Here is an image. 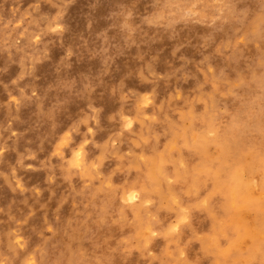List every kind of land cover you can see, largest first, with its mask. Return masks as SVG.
<instances>
[{
	"label": "bare ground",
	"instance_id": "bare-ground-1",
	"mask_svg": "<svg viewBox=\"0 0 264 264\" xmlns=\"http://www.w3.org/2000/svg\"><path fill=\"white\" fill-rule=\"evenodd\" d=\"M106 1L0 0V60H18L22 63V66L27 63L33 64L31 69L36 72L38 70L37 62L45 54H49V51L51 53L54 50L56 51L54 47H57L59 50L67 52L68 56L75 55L77 59L86 52L92 53L93 57H96L97 53H99L105 64H108L109 60L112 59L109 64L113 65L115 60L111 58V45L101 47L98 43L96 45L93 43L99 25L95 16L100 6H102H99V3ZM176 1L179 4V10L177 12H170L167 14L168 17L165 16L167 19L165 23L166 30H171L178 18H187L188 15L194 16L198 21L203 22L208 8L217 7L219 10V25L207 36L202 37L203 40L201 41L205 47L204 51L209 52V54L201 57L199 67L208 73L205 75V79L209 76L210 81H202L204 77L202 79L201 77H196L197 75L193 71L192 64L194 61L192 58L195 55H202L204 51L199 48L201 46L187 42L184 46L174 47L172 56L177 60V66L173 71H167L164 74L168 78L167 80L171 81L175 86L178 103H174L172 98L166 95L167 92L165 95H162L160 91L155 90L157 93L156 107H153V115L155 116L153 119L155 120L153 122L149 120L150 123H142V121L140 132L138 133L136 128L137 132L136 130L133 131L137 134L131 133L136 136L138 135V137L140 136L142 140L144 139V145L147 144L145 147L140 140L145 148H140L141 150L137 149L138 153L139 151L142 152L141 156H146V163L142 164L141 167L139 166V169H135V161H133L135 158L129 159L128 165L130 169L127 173L123 174L122 178L117 179L118 181L120 180L119 184L114 180L116 176H114L115 178L111 176L106 186H95L94 175L96 171L93 159L86 154V148L84 149L82 146L83 139L79 135L78 130H75L74 127L68 133L61 135L62 122L73 117L75 96L72 89L75 85L73 84L72 76L73 71H80L82 69L81 64L71 68L68 64L69 59L61 63L54 70L53 77H50L45 91L40 90V98L38 99L28 97L26 87L21 85L22 82L20 80L16 81L18 91L16 93L14 108L11 112L13 116L9 128L12 131H17L19 126H24L25 131L10 140L8 144L6 142L4 144L17 154L19 159L23 155L33 153L34 151L48 150L47 152L51 151L57 154L58 158H56V162H50L52 173L56 172L57 168L65 170L68 173L67 180L71 182L74 178L73 174L76 173L86 183V186L83 189L80 188L78 191L75 189L69 194L68 197L75 202L74 209H72L74 214L65 223L58 225V229H56L47 244L31 248L34 245L31 239L27 250L30 248L32 250H15L10 241L11 235L1 232L0 262L3 259L8 260L10 264H47L48 262L53 264H84V260H77L76 258L77 253L82 250L86 255L94 257L100 264H116L110 253L112 243L115 242L116 237L111 228V223L114 221L110 220V217L112 219L114 217L110 215H116L118 210L121 212L118 214L126 213L127 215V212H125L127 208L122 206V202H127L129 198L135 200L137 197L142 198L144 202L148 200L155 201V206L145 209L140 205H135L130 210H127L131 212L132 215H129V217L134 218L137 221V225L132 230H128L126 228L129 224V222L127 223V219V225L122 228L124 232L126 229V243L129 246L133 241H137L138 248L144 250L151 248L155 250L156 247L155 251H157V242L154 240L155 244H153V241L145 237V233L157 232L164 238L167 236L170 230L167 218L172 215L174 216V214L176 215V213L178 214L174 207L176 213L174 212L173 214L168 207L172 202H177L176 199H181L178 198V191L171 187V185L168 186L166 184L168 178L170 179V177L175 176L180 180V183L184 182L190 191V195L186 194L188 197L185 198V201L179 207L180 211H182L180 212V216L185 217V219L189 218L192 222L190 229L195 235H202L204 239L203 241L200 239L203 245H198L202 248V250L200 249L201 253H194L193 250L192 253L190 251V248H192L190 246V239L183 234L180 236L181 233L179 234L178 231L179 238L176 235L175 237L170 235L172 240L177 238L172 244L174 250L171 260H178L174 264H202L200 258L203 256H207L208 259L209 257L211 258V261H209L211 263L208 264H264V151L262 150V152L261 149H257V154L261 156L260 161L257 163L253 158L254 153L248 161L245 159L250 154L249 147L235 149V144L241 137L240 133L243 130V124L247 125L243 132L253 133V126H259L252 116L257 118L264 111V72L260 69V62H255V64L248 67V76H253L252 82L254 85L252 83L251 86L246 79L240 84H238L239 82L231 81L226 71H219L216 67L215 60L217 55L213 48L219 35H230L233 33L235 28L230 27L231 25L228 21L230 16L233 15L232 12L235 9L237 10L235 5H230L226 0L224 2H218V0ZM21 3L35 6L36 9L23 12L18 8V5ZM64 8L67 11H64ZM27 16H30V18L27 19ZM156 18L158 20L159 16H156ZM82 19L86 21V24L79 35L76 49L74 50L72 49V45L74 44L73 34L77 31V26ZM19 20H23L24 25L11 30L10 24L17 23ZM245 20L248 21L250 19L244 18L243 23ZM254 20L252 23L256 27L258 20ZM55 27H60L62 32L55 42L48 41V33ZM240 30H243V28ZM261 30L259 24L254 32L251 35H247V39H244V47L236 48L232 52L234 59L232 60L233 68L234 62L237 59L235 52L243 53L247 51L251 43L254 44L255 49L259 53L263 52L262 42L264 34ZM15 36L20 37L23 41L21 47H17L14 44ZM35 36L43 38L41 44L37 46H34L31 42ZM125 43L128 46H136L140 50L138 58L141 63L138 67H134L131 70L135 77L142 78L146 74L158 72V63L161 61L159 55L149 59L144 48L139 46L138 40L133 37H128ZM230 43H232V40ZM227 49L231 50L232 44L231 48L229 46ZM257 56H260V54L257 53ZM1 64L0 61V66ZM99 85H102V82ZM121 85L119 89L115 90L114 93L116 95L120 94V91L124 92V83H121ZM189 89H191L190 93H188ZM134 94L140 93L137 91ZM116 98L118 97L116 96ZM90 101L91 106L99 105L96 98H91ZM141 101L148 103L149 98L147 99L142 96ZM124 105L128 106L129 104L125 103ZM126 106H123L122 109L127 111L129 106L127 109ZM221 106H224L226 112L216 118L215 113L219 111ZM23 109L27 112L24 118L20 116ZM95 111L93 141H96L94 145L99 149L103 146L102 138L104 135L106 136L110 128V122L107 120L104 108H99ZM176 111L179 114L183 111H188L187 117L190 118V124L185 127L183 120H175L177 117L172 118L166 124L167 132L164 125L163 129L166 133H163V130H159L163 134L157 133L154 127L156 121L161 116L164 117L163 120L168 117L170 118L171 113H176ZM144 114L143 111H139L137 117L143 118ZM174 116L172 115V117ZM241 116H245L244 121L241 120ZM204 121L206 123L202 125ZM257 121L259 122L258 118ZM2 122L3 117L0 115V143L5 140L6 131H8V128ZM215 122L220 125L215 124ZM132 123L135 124L136 121L135 123L132 121ZM114 126L118 125L115 124ZM157 126L156 128H159ZM113 129L115 128L113 127ZM212 132L216 134L215 138L212 137L213 139L210 138V133ZM57 138L59 144L64 149H70L72 146L78 145L79 149L76 152L73 153V150L70 149L72 157L67 162H64L62 156H60L61 147L55 142ZM125 139H127L126 147L131 145V140H135L136 143L135 138L127 136ZM209 145L216 146L217 153L215 155L208 154L207 148H209ZM137 146L139 147V145ZM189 147L193 151L192 157H189L185 153V150ZM146 149H148L149 155L146 153ZM118 152L120 151L118 150L116 153ZM115 155L117 156L118 154ZM172 160L174 161L172 165L177 163L176 166H178L179 163L183 168L171 169L168 164ZM120 163L122 164V162ZM100 172H104L103 169ZM119 173L121 174L122 172L119 170ZM15 175L13 174V176ZM53 179L50 178L49 180L52 184L55 182ZM72 187L75 188L73 185ZM7 189L5 177L2 176L0 179V224L4 223L6 217L14 216L16 211L20 209V206H27L31 210V214L24 221L25 225L29 224L32 219H35L39 223L40 217L44 221H47L48 215L55 209L52 203L57 196L55 191L49 194L51 205L44 204L43 198L45 197V193L41 192L36 201H32L28 199L29 195L25 190L21 194L20 202L13 200L10 204L3 205V201L6 199L3 193ZM162 189L163 191L161 192ZM145 190H148L149 193H154L155 191L156 195L152 198L149 194H146L148 191L145 192ZM133 195L135 198H132ZM139 201L141 202V200ZM63 206L64 204L58 205L60 212H62ZM150 216H156L158 223L152 222ZM119 220L121 219L119 218ZM121 222H124V220ZM134 224H132V227ZM38 225L40 224H37L35 230L39 229ZM116 225H119V222ZM112 227L116 230L114 226ZM116 227L119 228V226ZM118 230L117 232H120ZM203 230L205 233H203ZM61 233L64 234L62 237L59 236ZM161 240L163 238H160ZM164 240L167 241L166 239ZM168 247L172 246L166 245V249H164H170ZM132 248L134 249V247L130 246L128 250ZM188 250L192 254H189ZM164 253H160L158 260L160 258L164 260L162 258L164 257ZM177 253L187 254V257L179 260ZM162 260H159V263Z\"/></svg>",
	"mask_w": 264,
	"mask_h": 264
},
{
	"label": "rangeland",
	"instance_id": "rangeland-1",
	"mask_svg": "<svg viewBox=\"0 0 264 264\" xmlns=\"http://www.w3.org/2000/svg\"><path fill=\"white\" fill-rule=\"evenodd\" d=\"M226 1L230 5H235L237 7V10L235 9L234 12H232L233 15L230 16L228 21V23L231 25L230 27L235 29L230 35H219L217 37V41L215 42V46L213 48L217 55L215 64L219 71L224 70L229 74V79L231 81L239 82L238 84H240L243 80L246 79L252 86L253 76H248V67L252 64H255V62H260V69L262 72H264V39L262 42V53H259L255 49L253 43H251V46L250 48H248L247 51H244L243 53L235 52L237 59L234 62V68L232 61L234 60L232 52L235 51L236 48L239 49L244 47V39H247V35H251L259 24L262 29L261 31L264 34V0ZM218 2H224V0H218ZM99 6L100 8L98 10L97 15L95 16L99 25L93 43L95 45L98 43V45H100L101 47H105V45H111V58L115 60L114 63L112 61L113 65L109 64L112 59L109 60V65L105 64L102 61V56L99 55V53H97L96 57H93L92 53L86 52L80 58L77 59L75 55L68 56L67 52L61 51L57 47H54L56 51L54 50L52 53L49 51V54H45L42 59L37 62L36 65H38V70L36 72L31 69L33 67V64L27 63L26 65L24 64V66H22V63H20L18 60H0L2 63L0 66V115L3 117V125L8 128V131H6L5 140L0 143V179L2 178V176L5 177L8 188L6 192L3 193L6 197V199L4 200L6 202L4 203L3 201V205H8L13 200L20 202L23 190H25V192H28V199H31L32 201H36L38 195L41 192L45 193L43 202L44 204L48 205H51L49 194L52 193V191H55L57 195L55 201H52L53 207L55 209L50 212L46 219L47 221H44V219L40 217L39 223H37L35 219H32L30 220L29 224L25 225L24 221L31 214V210L27 206H20V209L16 211V214H14V216L6 217L4 219V223L0 224V234L1 232H5L11 235L10 241L15 250L17 249L20 251H26L31 239L33 240L34 244L31 248L47 244L48 240L51 238V236H53L56 229H58V225L65 223L66 220L74 214V211L72 209H74L75 202L73 199L68 197L69 194L75 189L78 191L80 190V188L83 189L86 186V183L83 182L79 175L76 173L73 174L74 178L72 179V182L67 180L68 173L65 170H60L57 168L56 172L52 173L50 162H56V158H58L57 154L51 151L47 152L48 150L34 151L33 153L23 155L22 158L19 159L17 157L18 155L15 154L11 149L8 148V146L4 144V142L8 144L10 140L16 138L21 132L25 131L24 126H19L17 131H12V129L9 128L13 116L11 112L13 111L15 98L17 95L16 93L18 91L16 81L20 80L22 82L21 85L26 87L28 97L32 99H38L40 98V90L45 91L50 77H53L52 75L54 74V70H56V68L61 63H64V61L69 59L68 64L71 68L77 67L78 64H81L82 69L80 71H73L72 76V81L75 85V87L72 89L73 95L75 96L73 117L72 119H66L64 122H62L61 135L68 133L74 127L75 130H78L79 135L83 139L82 146L84 147V149L86 148V154L91 157V159H93V165L96 171V174L94 175L95 186H106L111 176H116V178L114 177V180H116V183L119 184L120 180L118 181L117 179L122 178L123 174L128 172V170L130 169L128 162L131 159L135 158L133 159V161H135V169H139V166L141 167L142 164L144 165V163H146V156H141L142 152L139 151V154L137 149H144L147 144L144 145V139L142 140L140 136L138 137V135L136 136L135 134L131 133H136L137 130L138 133L140 132V125L142 121V123H150L155 120L153 119L155 118V116L153 115V107H156L155 104L157 99V93L155 92V90L158 92L160 91L162 95H165V93L167 92L166 95L172 98V101L174 103H178V96L175 92V86L171 83V81L167 80L168 78L164 74L167 71H173L177 66V60L174 58V56H172L174 47L184 46L187 44V42H191L193 44L201 46L199 48L204 51L205 47L203 45V42H201L203 40L202 37H205L209 33H211L220 23L218 8L210 7L206 10L207 14L203 22L198 21L194 16L187 15V18H178L171 30H166L165 23L167 19L165 18V16H167V14H169L170 12H177L179 10V4L176 0H107L104 3H99ZM18 8L23 12H29L31 10L36 9L35 6L26 5L25 3L19 4ZM64 11H67V9L65 10L64 8ZM156 16H159L158 20ZM162 17L164 18L160 19ZM246 17L247 19H250L248 20L250 22L245 20V22L243 23V20ZM26 18L29 19L30 16H27ZM254 19L258 20L256 23V27L255 24L252 23ZM85 24L86 21L82 19V21L77 26V31L73 34L74 44L72 45V49L74 50L76 49L79 35L82 32V29ZM23 25L24 21L19 20L17 23H11L9 27L11 30H15L17 28L22 27ZM241 28H243V30H240ZM61 32L62 29L60 27L52 28L48 33L49 39L47 40L55 42L60 36ZM128 37H133L138 40V45L144 48L149 59L155 57L156 55L160 56L161 61L158 63L157 73H149L148 75L146 74L142 76V78L135 77L133 75L131 70H133L134 67H138L141 63L138 58L140 50L136 46H128L127 43H125V40L128 39ZM42 40L43 38L41 36H35L34 38H32L31 42L34 46H37L41 44ZM194 40L196 41L193 42ZM231 40L232 43H230ZM227 43L230 48L232 44L233 50L227 49L229 48ZM14 44L17 47H21L23 45V41L20 39V37L15 36ZM257 53L260 54V56H257ZM207 54H209V52L204 51L202 55H195L192 58L194 61L192 64L193 71L197 75L196 77H201V79L202 77H204L202 79V81L204 82H208V80L210 81V79L209 76L207 79H205V75L208 73L201 70V67L199 66L201 57ZM100 82H102V85H99ZM121 83H124L125 90L124 92L120 91V94L116 95L114 92L115 90L119 89L120 86H122ZM137 91H139L140 94H134L137 93ZM190 92L191 89L188 90V93ZM116 96L118 98H116ZM142 96L146 97L147 99L149 98L148 103H143L141 101ZM91 98H96L97 103H99V105L101 106H91ZM125 103L129 104V107L124 105ZM123 106H126V109L128 107L127 111L122 109ZM99 108H104L107 120L110 122L109 129L111 130L113 129V127L115 129L111 131L108 129L106 136L104 135L102 138L103 146L98 149L94 145L96 144V141H93V137L94 113L96 112L95 110ZM139 111H143L145 113L142 116L143 118L139 116L137 117ZM224 112H226V110L224 106H221L219 111L215 113V117H219L220 115L224 114ZM26 115L27 112L25 109H23L20 116L24 118ZM172 115L174 117H172ZM187 116L188 111H183L180 114L177 111L176 113L172 112L171 117L167 118L168 120H163L164 117L161 116L160 119L158 118L159 120H157L155 123V131L157 133L159 132V134H163L167 129L166 124L168 123L169 119L172 120V118L176 117L177 118L175 120H183L184 126L186 127L191 122L190 118H188ZM244 118L245 116H241L242 121H244ZM252 118L256 120V123L259 126H253V133L243 132L247 127L246 124H243V130L240 133L241 137L235 144V149L249 147L248 149L250 154H248L245 159L248 161L250 156L254 153V161L258 163L260 161L261 156L257 154V149H261V151H264V129H262L264 128V111L262 112L261 116L257 117L259 119V122L257 121L256 117L252 116ZM132 121L134 123L136 121V123L133 124ZM204 123L206 122H202V125ZM115 124L118 126H114ZM215 124L220 125L216 122ZM157 125L159 126V128H156ZM164 125L165 130L163 129ZM133 130H136V132H134ZM159 130H163V133ZM210 134L209 136L211 139L216 137V134L214 132ZM127 136L129 138L132 137L136 139V143L134 139V141L131 140V145L129 144L131 147L128 146L129 148L125 146L127 140L125 138H127ZM143 136L145 137L144 134ZM140 140L141 142H143V145L145 147H143ZM55 142H57V144L61 147L58 138L55 140ZM255 142L257 143L256 145ZM137 145H139V147ZM123 147H125V149H123ZM208 147L209 148H207V151L209 155H215L217 153L216 146L209 145ZM120 148H122L123 150H120ZM70 149H72L74 153L79 148L78 145H74ZM70 149H64V147L60 148V156H62L64 162L69 161L72 157V152H70ZM118 150L120 152L116 153ZM146 150V153L148 154L149 151L148 149ZM185 153H187L189 157L193 156V151L190 147L185 150ZM115 154L118 155L116 156ZM120 162H122V164ZM172 162L174 163V161L172 160L168 164L171 169L183 168V166L179 163L178 166H176L177 163L172 165ZM99 169L100 171L103 169L104 172L101 173ZM119 170L120 172H122L121 174L119 173ZM116 172L118 177L116 175ZM13 174L16 175L13 176ZM50 178H54L53 180H55V182L53 184L50 183ZM173 178L176 180H174ZM20 181L21 183H19ZM174 181L177 183H175ZM181 183L180 180L175 176L170 177V179L168 178V180L166 181V184L168 186L171 185V187L175 188L178 191V198H181L176 199L177 202H172L168 207L172 214L175 212V209L176 212H178V214L175 212L176 215H172V218H167V224L168 226H170V230L167 234L168 237L166 236L167 238H164L160 236L157 232L145 233V237L153 241V244H155L154 240L157 242V251H155L156 247L155 250H152L151 248L146 250L140 249L137 246V241H133V243H130V245L128 246V244L126 243L127 241L125 240V237H127L125 235L126 229L125 232L122 229L127 225L128 222L130 224V226H128V224L126 227L128 228V230H132L135 225H137V221L134 218H131V216L129 217V215L132 214L130 211L127 210H130V208L135 205H140L142 208L145 209L152 208L155 206V201L148 200L144 202L142 198L137 197L138 199L135 198V200L129 198L127 202H122V206L127 208L125 211L127 212V215L126 213H123L124 215L121 214V217V215L118 214L121 213L120 210H118L116 214L117 216H120L117 217L115 214L110 215H113L112 217H114V219L110 217V220L114 221L113 223H111V228L117 237L116 238L114 234L115 242L112 243L110 253L112 254L111 257L115 260L116 264H163V262H165L164 264H174L178 260H171L174 250L172 244L182 234L191 240L190 246H192V248H190V251L192 252L193 250L194 253H201L202 248L200 246L203 245V236L195 235V233L190 229L192 223L191 220L189 218L185 219V217L180 216V212L182 211H180L179 207L185 201V198L190 195V191L188 190L189 188L187 187V185L184 182ZM72 185L75 188H73ZM158 190L160 191L159 188ZM146 191L148 190H145V192ZM162 191L163 189L161 190V192ZM154 193H149L148 191V193L146 194H149L150 197L154 198L156 192L154 191ZM139 200H141L142 203ZM151 202L153 203V205ZM60 204H64L62 212H60V210L58 209V205ZM119 218L121 220H119ZM122 218L124 222H121L123 221ZM150 219L152 222L154 221L155 223H158V219L156 216H150ZM118 222L119 225H116ZM37 224H40L38 225L39 229L35 230ZM132 224H134L133 227ZM112 226H114L116 230H114ZM116 226H119L122 231L121 229L118 230L119 228ZM189 229L193 233L190 232ZM117 230L120 232H117ZM177 231L179 232V234L181 233L180 236ZM186 232H188V234H186ZM203 233H205L204 230ZM63 235L64 234L61 233L59 236L62 237ZM170 235H172V237H175L176 235L177 238H174V240H172ZM196 237H198L199 239ZM160 238H163V240L160 241ZM116 239H118L120 242ZM164 239H166L167 241H165ZM200 239H202V241ZM199 241H201V243H199ZM165 244L170 245L172 247H168L170 249L165 250ZM199 244L201 245L198 246ZM125 245L128 247H134V249L132 248L131 250H128V247H126ZM30 249H28L27 251H29ZM158 250L165 252L164 257H162L164 258V260H162L161 258L159 259L162 260L160 261V263L158 258L160 257V253L162 254V252H159ZM191 252H189L188 250L189 254ZM177 255L179 260H183L187 257V254L177 253ZM206 257L207 256H203L200 258L202 264L211 263L209 262L211 261V258L209 257L208 259V257ZM76 258L77 260H84V264H100L97 260L94 259V257L86 255V253L82 250L77 253ZM205 258L208 259V262ZM0 264H10V262L8 260L2 259ZM47 264L53 263L48 262Z\"/></svg>",
	"mask_w": 264,
	"mask_h": 264
},
{
	"label": "snow or ice",
	"instance_id": "snow-or-ice-1",
	"mask_svg": "<svg viewBox=\"0 0 264 264\" xmlns=\"http://www.w3.org/2000/svg\"><path fill=\"white\" fill-rule=\"evenodd\" d=\"M77 155H78V154H77ZM132 198H135V197H134V195H133V197H132Z\"/></svg>",
	"mask_w": 264,
	"mask_h": 264
}]
</instances>
